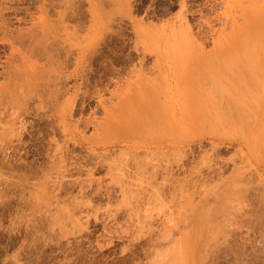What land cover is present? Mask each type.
I'll return each mask as SVG.
<instances>
[{
    "label": "rangeland",
    "instance_id": "1",
    "mask_svg": "<svg viewBox=\"0 0 264 264\" xmlns=\"http://www.w3.org/2000/svg\"><path fill=\"white\" fill-rule=\"evenodd\" d=\"M261 6L0 0V264H264Z\"/></svg>",
    "mask_w": 264,
    "mask_h": 264
},
{
    "label": "bare ground",
    "instance_id": "2",
    "mask_svg": "<svg viewBox=\"0 0 264 264\" xmlns=\"http://www.w3.org/2000/svg\"><path fill=\"white\" fill-rule=\"evenodd\" d=\"M263 8V9H262ZM255 10V9H254ZM258 10L260 11V14L261 13H263V10H264V7H262L261 6V9H259L258 8ZM260 14L258 13V12H256V13H254V15H252V17L249 19V23H250V28H249V32L248 31H246L248 34H247V36H245L246 38V41L249 43V41L251 42H253V41H258V43L257 44H260V47L261 46H263V44H262V42L263 41H261V39L263 38L264 39V32L263 33H261V29H260V27H261V25L263 24V19L260 17ZM263 27V26H262ZM241 30V29H240ZM240 30H239V33H240ZM241 36H242V34H240ZM186 39H187V37H186ZM243 39V38H242ZM244 39V40H245ZM185 41H187V40H185ZM259 41H261V43H259ZM241 42V41H240ZM239 42V43H240ZM254 43V42H253ZM252 43V44H253ZM264 43V42H263ZM251 44V45H252ZM194 45H195V43H194ZM197 45V44H196ZM245 46V45H244ZM249 46H250V43H249ZM253 47V46H252ZM258 47H259V45H258ZM250 48V47H249ZM262 48V47H261ZM254 49V48H253ZM252 48H251V52L252 53H255V49L253 50ZM217 50V49H216ZM253 50V51H252ZM263 50V49H262ZM263 52H264V50H263ZM219 53H220V50H219ZM218 53V51L216 52V58H217V56H219V59L217 60L218 62L219 61H221V59H220V54ZM260 54H261V52H260ZM81 57L83 58V60H84V58H86V55H87V51H86V47L84 48V50L81 52ZM88 58V57H87ZM83 60H80V63L81 62H83ZM220 66V65H219ZM219 66H218V64L216 63V68H215V70L217 71V72H219ZM241 85V84H240ZM242 85H244V84H242ZM245 86V85H244ZM202 88H204V87H202ZM241 88V87H240ZM246 88V87H245ZM201 93V92H200ZM46 97V96H45ZM134 97V96H133ZM134 101L131 103V104H128L129 105V108L126 110V115L125 116H123L121 119H120V122L119 123H117V127H118V130L122 133V134H132V133H139V132H141V131H143L142 133H144V129H146L147 131L146 132H148L149 133V128H152V129H154V130H156L157 132H160L161 131V129L163 130V129H166V128H161V129H159L160 127H163L162 125H161V123L159 122V116H160V119H161V114H159L158 112H156L155 111V109H154V103H155V100H149V102L148 103H150L151 105H149L150 107H142V111L144 112V114H142L143 112H141L140 114H142V115H140V117H139V109L141 108V106L139 105V100L140 99H133ZM132 101V100H131ZM130 100H129V102H131ZM128 102V103H129ZM140 106V107H139ZM144 106V105H143ZM148 106V105H147ZM127 108V107H126ZM141 111V110H140ZM145 112L147 113V114H145ZM124 113V112H123ZM122 115V114H121ZM158 117V121L156 120V119H154L155 117ZM154 117V118H153ZM139 118H140V120H139ZM144 118H146V119H144ZM148 119H154L153 120V122H151V120H148ZM162 120V119H161ZM157 122V123H156ZM156 124H158V125H156ZM161 125V126H160ZM171 125V124H170ZM157 126V127H156ZM216 126V125H215ZM164 127H166V126H164ZM155 128H157V129H155ZM169 126L167 127V130H169ZM213 128H214V126H213ZM159 129V130H158ZM172 129V128H171ZM171 129H170V131H171ZM149 130V131H148ZM156 131H150L151 132V134H154ZM161 132H165V130H163V131H161ZM159 134V133H158ZM171 134H173V133H171ZM261 137L259 136L258 137V139L260 140V144H262V145H264V139L263 138H261ZM247 140H249L248 138H247ZM256 140V139H255ZM264 148V147H263ZM199 228H200V226H199ZM198 228V229H199ZM201 228H202V225H201ZM198 231H200V230H198ZM197 233V232H196ZM199 233H201V232H199ZM197 234V241L198 240H200L199 238V235L201 236V234ZM188 237V236H187ZM186 237V238H187ZM185 238V239H186ZM193 238V237H192ZM202 238V237H201ZM184 239V240H185ZM190 240H191V238H190ZM189 241V240H188ZM196 241V239L194 240V242ZM186 242H187V239H186ZM190 242V241H189ZM188 242V243H189ZM192 242V241H191ZM184 243H185V241H184ZM188 243H185L186 245L188 244ZM197 243V242H196ZM181 244V243H180ZM183 244V243H182ZM195 245V244H194ZM193 245V246H194ZM180 246V245H179ZM178 246V247H179ZM189 245H187V247H188ZM181 248H182V246H181ZM192 248V247H191ZM180 249V248H179ZM188 249H190V246H189V248ZM193 249H194V247H193ZM201 249V248H200ZM191 250V249H190ZM176 251H179V250H176ZM170 256H171V254H170ZM179 256V255H178ZM159 258V260H163V258H161L160 259V257H158ZM182 258V257H181ZM187 258V257H186ZM174 259H177V257L176 258H174ZM158 260V259H157ZM158 260V261H159ZM161 260V261H162ZM171 260H172V258H171ZM179 260H180V258H179ZM182 260V259H181ZM159 261V263L160 264H162V262H164V261ZM157 262V261H156ZM166 262V261H165ZM174 262H176L175 260H174ZM178 262V261H177ZM186 262V261H185ZM159 263H157V264H159ZM174 264H176V263H174Z\"/></svg>",
    "mask_w": 264,
    "mask_h": 264
}]
</instances>
